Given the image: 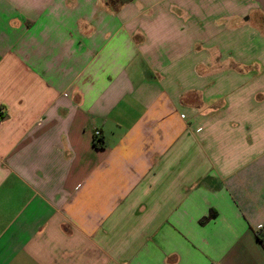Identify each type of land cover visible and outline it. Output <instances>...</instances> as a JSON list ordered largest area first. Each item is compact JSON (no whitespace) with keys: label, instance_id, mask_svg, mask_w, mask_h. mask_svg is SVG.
<instances>
[{"label":"crops","instance_id":"obj_1","mask_svg":"<svg viewBox=\"0 0 264 264\" xmlns=\"http://www.w3.org/2000/svg\"><path fill=\"white\" fill-rule=\"evenodd\" d=\"M262 237L264 0H0V264H264Z\"/></svg>","mask_w":264,"mask_h":264},{"label":"trees","instance_id":"obj_2","mask_svg":"<svg viewBox=\"0 0 264 264\" xmlns=\"http://www.w3.org/2000/svg\"><path fill=\"white\" fill-rule=\"evenodd\" d=\"M96 144H101V140L96 139ZM260 241H261V243H262V245H263V247H264V237H262V238L260 239Z\"/></svg>","mask_w":264,"mask_h":264},{"label":"built area","instance_id":"obj_3","mask_svg":"<svg viewBox=\"0 0 264 264\" xmlns=\"http://www.w3.org/2000/svg\"><path fill=\"white\" fill-rule=\"evenodd\" d=\"M94 135L97 137L99 135V130H94ZM261 228V227H260Z\"/></svg>","mask_w":264,"mask_h":264}]
</instances>
